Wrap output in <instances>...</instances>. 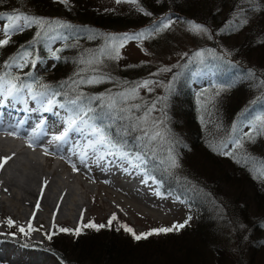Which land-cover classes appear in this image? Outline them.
I'll list each match as a JSON object with an SVG mask.
<instances>
[{"label":"trees","instance_id":"obj_1","mask_svg":"<svg viewBox=\"0 0 264 264\" xmlns=\"http://www.w3.org/2000/svg\"><path fill=\"white\" fill-rule=\"evenodd\" d=\"M26 4L28 8H20L21 13L49 19L58 18L60 14L67 23L72 24L71 31L59 39V48L56 49L59 59L53 58L43 45L44 39L41 36L37 38L34 28L11 35L9 43L0 47V77L5 81L19 77L18 84L28 82L32 86L31 92L24 88L16 94L18 97L40 103L43 93L51 92L48 98L53 103L91 109L88 112L91 121L102 127L120 149L143 158L144 171L154 175L161 192L176 195L197 211L194 224H186L178 231L167 234L151 235L140 241L134 240L120 225H106L99 231L90 227L69 239L66 247L74 258L68 257L63 249L58 250L55 241L51 249L55 260L61 264H81L83 261L92 264H184L185 261L192 263L203 259L196 256L202 253L200 248L208 236V227L214 223L210 209L203 212L208 201L222 207L231 205L235 210L242 209L241 203L247 206L251 200L258 207L261 202L264 203V177H260V170L257 169L264 165V131L238 129L239 123H244L245 119H250L264 108V21L255 16L258 13L264 17V0H258V3L254 0H231L229 8L212 9L205 19H196L193 14L192 17L187 16L188 9H191L190 0H141L142 8L150 15L120 13L116 10L99 12L94 9L92 0H69L67 5L59 0H26ZM19 7H23L22 2ZM171 8H178L187 23L194 22L206 27L208 43L215 42V45V34L219 29L227 26L231 19H237L238 13L244 19L247 17L246 24L239 23L236 28H224L223 33H219L221 38H233L234 57L228 59L226 56L228 60L224 62L231 66V71L216 74L215 82L198 92L194 91L190 76L187 81L183 77L179 87L186 94L177 92L179 100L168 90L171 76L163 78L145 75L144 71L134 73L131 71L134 67L122 68L120 71L124 81L117 88L110 86L117 81L116 77L86 67L88 58L92 61L93 57L94 60L102 55L101 47L97 45V48L96 42L91 39L96 33L102 30L107 34H118L121 38L125 33L136 34L153 21L164 22V16ZM242 33L245 37L240 43L236 39ZM214 47L217 48V45ZM22 51L33 53L31 59L37 60L35 67L28 65L14 70L8 67ZM39 57L48 58L47 63L38 66L41 64ZM247 57L254 64L246 62L249 60ZM49 62L52 65L49 66ZM38 67L42 68V72L37 71ZM182 67V64L178 65L170 73L178 72ZM88 77L102 78V82H80L89 80ZM145 80L152 81L151 84L164 82L157 99L134 103L123 97L117 98L116 93L137 88ZM44 85L49 87L45 88ZM78 97L77 103H71ZM110 104L113 106L109 107ZM153 104L155 108L145 119V113ZM256 128L259 130L260 125ZM145 130L148 136L144 135ZM157 132L160 135L155 140H149V136ZM245 133H252L254 141L249 140ZM231 137L243 143V148H236L234 140L226 144L232 147L231 151L241 159V163L232 157L219 155L209 147L211 144L221 150L223 143ZM170 150L178 160L179 167L171 166ZM245 154L253 159L245 163L242 159ZM242 190L246 192L244 198L240 199L237 193ZM259 209L263 210L261 213L264 212V206ZM13 238L21 239L19 235ZM215 253L217 262L223 264V250L216 248ZM232 260L237 264L234 258Z\"/></svg>","mask_w":264,"mask_h":264},{"label":"rangeland","instance_id":"obj_2","mask_svg":"<svg viewBox=\"0 0 264 264\" xmlns=\"http://www.w3.org/2000/svg\"><path fill=\"white\" fill-rule=\"evenodd\" d=\"M254 1L258 3V0ZM21 2L23 7H19ZM92 4L94 5V9L99 12L108 10L132 14L146 12L142 8L141 0H138L137 4L128 2V0H121V2H117V0H92ZM221 4L223 5L221 6ZM0 5L5 6L0 9V13H21L19 11L20 8H28L26 0H16L15 2L12 0H0ZM229 5H231V0H190L191 9H188L189 15L187 16L192 17L193 14L197 17L196 19L198 17L205 19L208 17L210 10L218 7H222V9L229 8ZM170 10H167L168 13L164 16L166 18L164 22L162 20L153 21L139 31L151 33V35L146 36L142 41L129 40L123 47L119 48L120 58H113L115 56L113 45H119L121 37L115 33L107 34L102 32V30L100 33H96V36L91 39L96 42V46L99 45L101 47V53L103 54L97 56L94 60L93 57L92 61L88 58L86 67L93 68L94 70L98 69L101 72L103 71L116 77L117 81H113L114 83L110 84V86H117V88H119L121 81H124V76H122L120 71L122 68L134 67L135 69H131L134 73L144 71L145 75L163 78L171 76L168 90L179 100L180 97L178 96L179 94H176L177 92L186 94L185 90H181L179 87V82L183 77H186L185 80L187 81L188 76H190L193 89L195 92H198L203 88H207L213 82L216 74H225L232 70L231 66L224 62H227L229 57H234L232 54L233 38H221L219 33H223L222 29L224 30V28H236L244 19L240 13H238L237 19H231L227 26L224 25V28L222 27L216 32V45L219 48L217 49L214 47L216 46L215 42L214 44L208 43V35L195 34L190 31V23L185 21L178 8H171ZM22 14L29 15L26 13ZM58 15L60 17H54V19L44 18L50 23L45 25L43 30L36 25L22 26L18 30H13L11 35L34 28L37 32H41L40 38L44 39L43 45L48 51L50 53V50L56 51L59 48L60 37L66 32L71 31L72 28V24L67 23L64 16ZM255 16L260 21H264L262 15L257 13ZM57 21L59 23H56ZM169 21L171 22L169 28L162 31L158 30L162 28L164 23H168ZM6 25L7 20L0 19V39L6 38L3 33ZM93 31L95 32L96 30ZM113 37L116 39L113 40ZM244 37L245 34L242 33L238 36V39H235L241 43ZM88 50L94 49L88 48ZM201 51L204 55L197 57L196 53ZM18 54L15 62L12 60L8 64V67L11 66L13 70L19 68L18 65L23 63L18 58ZM224 58L226 59L223 60ZM247 58L249 60L246 62L252 65L253 61H251V58ZM38 59L41 61V64L38 66L45 65L48 60V58L44 59L43 57H39ZM181 64L183 66L181 70L173 74L170 73L173 68ZM50 65H52V62H49ZM165 68L170 69V71H162ZM37 71L42 72V68L38 67ZM92 78L94 77H88V79ZM183 82L185 83V81ZM25 85H28V82H25ZM163 85L164 82L162 83L161 81L153 83L149 85L152 89L151 91L147 88L139 87L137 88L135 97L127 100L134 103L143 102L144 99L155 100L158 98V93L161 91ZM177 86L178 88H176ZM131 90L124 89L122 92L116 93L117 98L123 97L122 93H131ZM50 95L51 92L43 93L42 102L29 101L28 103L38 107V112L42 113L43 108L49 107L48 97ZM12 100L18 102L21 99L15 97L2 103V105L12 106ZM25 103V101H22V107H24ZM63 107L64 109L62 110L65 112L62 113L58 111L61 108V103L56 102L51 105V108H55L53 111L59 112L62 123H67L69 117H76L77 114H82V111H84L83 107L76 105H63ZM53 111L50 110L49 112L55 113ZM261 116H264V108L257 111L256 115L249 117L250 119H245L244 123H239L238 129L249 131V129L253 128V125H260L257 118ZM86 119L91 121L89 116ZM77 125L84 127L79 123ZM3 132L0 131V158L13 157V159L11 158V161L8 160L4 167L0 169V233L6 230L16 232L21 237V244L24 246L21 249L11 251V245L0 244V258L4 257V260L0 259V264H60L54 259V252L51 251L55 241L58 250L63 249L68 257L74 258L73 254L66 247L73 234L60 232L59 229L69 228L75 230L81 227L82 231H84L90 227H83V225H87L92 221L97 225L101 223L108 225L113 215L117 219L112 222V226L117 227V225H120L121 227V225H130L137 234L146 233L152 229L161 227L167 228L175 224H183L189 216L191 219L187 225L194 224L197 214L195 208H191L190 204L188 205V203L174 194L161 192L158 182L154 178L153 187H148L147 193L142 195L148 203L141 204L137 200L138 196L134 194L136 192L118 186V188H115L109 185L108 180L105 181V179H101L99 175H96L94 165L85 164L84 167L75 165L78 171H73L72 165L67 160L63 158L54 159L55 153L46 155L42 149V153H44L42 156L40 154L41 151L38 152V148L34 145L28 147L29 143H27L25 137L21 135H19L20 137L18 135L4 136L3 134L5 133ZM231 138L223 143L224 147H221L222 151H226V149L227 151L232 150L231 146L228 147L226 145L227 142L236 141L234 138ZM234 141L233 144H235ZM23 144L26 145L24 146ZM137 156L135 154V156L130 157L136 165H139L140 169H144L145 162L141 163L136 159ZM262 167L264 165L258 166L257 169L261 170ZM146 174L149 173L146 172ZM31 178L35 179V183L33 182L32 184L33 192H35L27 194L23 188L25 189L28 184L27 181H30ZM45 181H47V185H45ZM111 181L118 185L122 182L120 180ZM42 189L43 194H41ZM7 191L9 192L7 193ZM245 192L246 190L239 191L237 196L243 199ZM22 197L25 199H22ZM29 199L33 201L30 204L27 203ZM39 199L43 202L39 204V209H37L34 202ZM241 205L243 206L242 209L237 208L238 210H235L233 209L234 206L232 207L231 205L222 207L210 201L207 202V208L203 212H207L210 209V213L214 216V223L208 227V236L204 245L200 248L202 253L196 256L204 258L195 260L192 263L185 261L184 264H219L216 260V248H220L224 252L223 264H234L232 258L237 261V264H264V212L261 213L263 210L259 209L264 206V203L261 202L258 207L251 200V203L247 204V206L246 203H241ZM9 217L16 222L17 226H24L27 229L29 223H31L36 230L30 232L28 235H23L19 233L18 227L9 229L5 223ZM52 233L56 234L52 235L51 240L47 239L46 234L51 235ZM29 242L41 243L42 249L46 250H36L28 245ZM81 264L92 263L83 261Z\"/></svg>","mask_w":264,"mask_h":264},{"label":"snow or ice","instance_id":"obj_3","mask_svg":"<svg viewBox=\"0 0 264 264\" xmlns=\"http://www.w3.org/2000/svg\"><path fill=\"white\" fill-rule=\"evenodd\" d=\"M59 2L67 5L69 0H59ZM117 2H121V0H117ZM128 2H131L133 4H137L138 0H128ZM140 10L144 11L143 9H140ZM145 14L150 15V13H147V12H145ZM0 19H6L7 20V25L3 29V33H4V36L6 38L0 39V47L7 45L9 43V38H10L11 32L13 30H18L22 26L27 27V26H31V25H36L41 30H43L45 28V25L50 23L49 21H47L44 18L25 15V14H22L19 12L0 13ZM21 22H23V23H21ZM56 23H59V22L57 21ZM189 23H190V31H192L193 33H195V34H208V29L206 27L199 25V24H196L194 22H189ZM240 23H241V25L246 24L247 20L244 19ZM170 25H171L170 21L168 23H164L162 28H160L158 30L162 31L163 29L169 28ZM222 31H224V30L222 29ZM148 35H151V33L139 32L136 34H128V33L123 34V37L120 39L119 45H113V50L115 52V56L113 58H120L119 48L123 47L124 44L127 43V41H129V40L142 41ZM36 36H37V38H39L41 36V32L38 31L36 33ZM115 39L116 38L113 37V40H115ZM50 51H51V54H52L54 59L60 58L57 55L55 50H50ZM32 55H33V53L30 51H24L23 53L18 54V58L23 61V63L18 65V67L23 68V67L28 66V65L35 67L37 60L31 59ZM203 55H204V53L202 51L196 53L197 57H202ZM16 59H17V57H14L13 61L15 62ZM162 71H170V69L165 68V69H162ZM18 80H19V77H16V78H13V79H10L7 81H5L3 77H0V104L7 102L9 99H14L16 97V94L23 91L24 88L29 89V91L31 92V90H32L31 85L18 84ZM80 82L81 83L87 82L90 84L100 83V82H102V78L101 79L92 78V79H89L87 81L81 80ZM151 83H152V81L145 80L140 85H137V88L144 87V88H147L149 91H151L152 89L149 87V85ZM44 87L48 88L49 86L44 85ZM137 88H133L131 90V93H122L121 95L126 100L129 98H134L136 93H137ZM33 98H35V94H33ZM79 99H80V97H78L77 100L71 101V103L75 104L78 102ZM93 99H100V97H94ZM52 103H53L52 100L48 101L49 107L45 108V111L51 110ZM112 106L113 105H111V104L109 105V107H112ZM61 107H63V105H61ZM135 107L138 108L139 105H135ZM154 108H155V104H153L150 108H148L147 112L145 113V119L148 117V115L152 112V110ZM89 111H91V109H87V110L82 111V114H77L76 117H69V119L67 121V127L65 128L64 133H62L60 136L54 137V139L55 140H64L65 137L67 136L68 132L73 130L76 127V125L79 123V124L83 125L84 128H87L89 130V135H92L95 137L94 140H89L86 147L80 151L79 159H80L81 163H86V161L88 159V149H93V150L99 151V149H97L98 145L102 146L104 149L107 150V151H105L102 154L97 156L98 160L104 159L106 155H114V156L118 155L120 157H126L127 153L120 150V146L118 144L114 143L106 135V133L102 127H99L94 122H91L89 119H86ZM257 120L260 122V129L258 130L256 128V126L253 125V131L254 132L255 131H264V116L258 117ZM84 128H81L79 130L83 131ZM9 134L16 135L17 132L15 129H13ZM144 135L148 136V132L146 130L144 132ZM159 135H160V133L157 132L154 135L149 136V140H155L156 137ZM244 135L247 136V138L251 141H254V139H255V137L252 135V133H245ZM32 146H33V143L30 141L29 147H32ZM235 146H236V148H243V143L240 140H236ZM209 147L212 148L213 151H216L217 154L232 157L237 163H241V159L237 158L233 151L218 150L214 145H211V144L209 145ZM45 154L46 155L49 154L47 152V150H45ZM11 158L12 157L0 158V169H2L4 167V165L7 163V161L10 160ZM169 158L171 160V166L172 167H179L178 160L176 159V157L174 155H172L171 150L169 151ZM136 159L139 160L141 163L145 162L143 160V158L139 155L136 157ZM242 159L244 160L245 163H247L250 159H253V158L248 156L247 154H245V156ZM135 166L138 167L139 165H135ZM72 168H73V171H78V169L76 168V166L74 164L72 165ZM259 175H260V177H264V167L261 168ZM254 178H257V177H254ZM45 185H47V181H45ZM41 194H43V189L41 190ZM39 206H40L39 202H37V205H36L37 209H39ZM81 215H83V214H81ZM116 219H117L116 216L113 215L111 217V219L109 220L107 226H111L112 222ZM190 219H191V217L189 216L188 219L185 220V222L183 224H175L172 227H167V228L161 227V228H157V229H152L149 232L139 233V234H137L134 229H132L131 227H129L127 225H121V227L126 232L131 234L134 240L140 241L142 239H147L151 235L167 234V233L172 232V231H178L179 229L183 228L188 223V221ZM5 223L7 224L9 229L18 227L19 233H21L23 235H28L30 232L36 230L33 228L31 223H29L27 229L24 226H17L16 222L10 217L7 218ZM82 223H83V221H82ZM83 227H91V228H94L96 231H99L101 228L106 227V225H103V224L97 225L93 222H90L87 225H83ZM117 230H119V229H117ZM59 231L63 232V233L73 234V235L78 236L81 234L82 228L78 227L75 230L69 229V228H60ZM55 234L56 233H52L51 235L46 234L47 239L51 240L52 235H55ZM3 235H9V236L15 237L16 233L15 232H9L7 234L0 233V236H3Z\"/></svg>","mask_w":264,"mask_h":264},{"label":"bare ground","instance_id":"obj_4","mask_svg":"<svg viewBox=\"0 0 264 264\" xmlns=\"http://www.w3.org/2000/svg\"><path fill=\"white\" fill-rule=\"evenodd\" d=\"M16 120H19V118H17ZM0 131H3V130H1L0 129ZM4 133V132H3ZM2 133V134H3ZM5 134H7V133H5ZM18 137H20L19 135H18ZM23 138V137H22ZM30 139H27V143H30ZM16 142H18V141H16ZM32 142V141H31ZM33 143V142H32ZM33 145L36 147V148H39L40 146L38 145V144H36V143H33ZM29 147V146H28ZM24 148V147H23ZM24 150V149H23ZM44 150V152H45V150H47V152L49 153V155L51 154V153H55V154H58L59 156H60V158L62 159H64V160H66V158H65V156L64 155H62V154H60L59 152H55V151H53L52 149H50V148H44L43 149ZM22 151V150H21ZM23 152V151H22ZM176 154V153H175ZM48 155V154H47ZM12 159H13V157H12ZM10 161H11V159H10ZM102 167L105 169V171H104V173L103 172H100L98 175H99V177L101 178V179H105V181H109V185H112L113 187H115V188H118V187H123V188H126V189H128V190H132L133 192H136L137 194H139L138 195V198H137V200L139 201V203H141V204H145L147 201L144 199V198H141V194L143 193V192H146V187L147 186H145V183H146V181L145 180H143L140 176H138L136 173H134V172H132V176L130 177V175L127 173V170H126V167H120L119 166V161L118 160H116L115 161V163L114 164H111V165H105V166H103L102 165ZM154 176V175H153ZM129 178V179H128ZM13 179V178H12ZM111 180H120V181H122L121 182V184H114ZM4 181V180H3ZM35 181V179H30V181H27L28 182V184L26 185V187H25V189L23 188V190L25 191V193H27V194H31L32 192H33V189H32V184H33V182ZM2 182V181H1ZM13 182V181H12ZM16 182V181H15ZM35 183V182H34ZM13 184V183H12ZM141 185V186H140ZM8 186H9V184H8ZM118 186V187H117ZM10 188V187H9ZM4 189V188H3ZM8 189V188H7ZM11 190H12V188H11ZM3 191V190H2ZM1 192V191H0ZM9 191H7V193H8ZM11 193H12V191H10ZM35 192V191H34ZM33 192V193H34ZM33 195V194H32ZM31 195V196H32ZM15 196V195H14ZM29 196V195H28ZM37 196H38V194H37ZM30 197V196H29ZM13 198V197H12ZM24 197H22V199H23ZM35 198V197H34ZM43 198V197H42ZM25 199V198H24ZM30 200V199H29ZM28 200V204H30L31 202H33V201H29ZM20 201H23V200H20ZM37 202H39V204H42L41 202H43L41 199H39V200H36L34 203V205H37L36 203ZM45 202V201H44ZM23 203V202H22ZM47 203V202H46ZM148 203V202H147ZM17 204V203H16ZM17 206V205H16ZM32 206V205H31ZM46 206V205H45ZM48 206V205H47ZM42 207H44V206H42ZM41 207V208H42ZM52 208V207H51ZM55 209V208H54ZM51 211V210H50ZM54 212V211H53ZM81 220L83 221V217L81 218Z\"/></svg>","mask_w":264,"mask_h":264}]
</instances>
